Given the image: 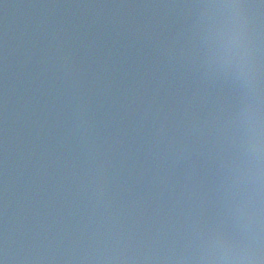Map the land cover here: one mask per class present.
Returning a JSON list of instances; mask_svg holds the SVG:
<instances>
[{"label": "water", "instance_id": "obj_1", "mask_svg": "<svg viewBox=\"0 0 264 264\" xmlns=\"http://www.w3.org/2000/svg\"><path fill=\"white\" fill-rule=\"evenodd\" d=\"M215 2L0 0V261L188 264L239 232L250 88L208 54Z\"/></svg>", "mask_w": 264, "mask_h": 264}, {"label": "clouds", "instance_id": "obj_2", "mask_svg": "<svg viewBox=\"0 0 264 264\" xmlns=\"http://www.w3.org/2000/svg\"><path fill=\"white\" fill-rule=\"evenodd\" d=\"M205 7L208 54L218 67L244 81L250 94L235 124L238 156L231 191L240 230L205 246L188 264H264V92L259 87L257 6L247 0H218ZM101 259L103 264H129L131 258Z\"/></svg>", "mask_w": 264, "mask_h": 264}]
</instances>
